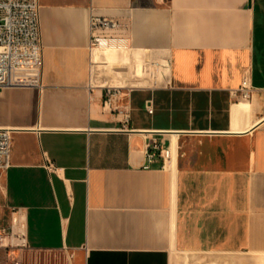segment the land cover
I'll use <instances>...</instances> for the list:
<instances>
[{
	"label": "crops",
	"instance_id": "obj_1",
	"mask_svg": "<svg viewBox=\"0 0 264 264\" xmlns=\"http://www.w3.org/2000/svg\"><path fill=\"white\" fill-rule=\"evenodd\" d=\"M38 13L41 87L0 89L7 225L67 264H264V0H39ZM97 17L122 43L91 46ZM151 134L169 157L144 168Z\"/></svg>",
	"mask_w": 264,
	"mask_h": 264
},
{
	"label": "built area",
	"instance_id": "obj_2",
	"mask_svg": "<svg viewBox=\"0 0 264 264\" xmlns=\"http://www.w3.org/2000/svg\"><path fill=\"white\" fill-rule=\"evenodd\" d=\"M39 0H0V89L9 86H30L40 88L41 52L42 45L39 27ZM108 25L103 18H94L91 21V46H101L108 43L116 45L122 39L104 40L99 31ZM252 93L250 83V69L244 68L241 74L239 87L232 92L233 96L247 99ZM118 88H105L102 98L103 109L122 117V123L128 121L129 115L124 108L116 104L119 99ZM10 129L0 127V170L9 164L10 156ZM169 157V151L163 149L161 141L154 134L145 142V164L148 168L156 158L162 162ZM48 170L51 162L46 160ZM0 248L4 255L1 264H29L23 259L30 249L19 219L13 218L11 224L0 229ZM39 252V251H35ZM45 253V252H43ZM51 254V253H50ZM63 264H67V261Z\"/></svg>",
	"mask_w": 264,
	"mask_h": 264
},
{
	"label": "rangeland",
	"instance_id": "obj_3",
	"mask_svg": "<svg viewBox=\"0 0 264 264\" xmlns=\"http://www.w3.org/2000/svg\"><path fill=\"white\" fill-rule=\"evenodd\" d=\"M6 220L7 219L5 215H0V228L3 226H7ZM23 259L26 260V263L28 261L29 264H63L62 256L60 257V255H55L53 253L50 254L43 252L27 251L23 256Z\"/></svg>",
	"mask_w": 264,
	"mask_h": 264
}]
</instances>
